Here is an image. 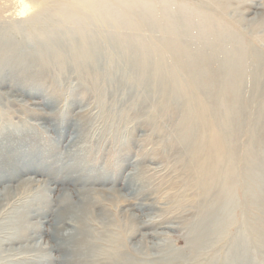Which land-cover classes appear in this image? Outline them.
I'll return each mask as SVG.
<instances>
[{"label":"bare ground","instance_id":"1","mask_svg":"<svg viewBox=\"0 0 264 264\" xmlns=\"http://www.w3.org/2000/svg\"><path fill=\"white\" fill-rule=\"evenodd\" d=\"M131 1H139L149 7L146 10L116 11L103 6L111 0H71L70 7H63L62 0H55V10L39 13L36 18L39 21L24 18L19 27L10 31L0 30V97L1 92L40 93L45 81L46 84L60 81L72 93L80 83L83 90L92 92L96 97L99 114L109 117L103 118L104 128L113 127L115 134L119 131L120 121L126 120L130 114L134 113L131 119H135L133 128L138 125L136 123L145 122L142 115L135 113L136 109L143 107L150 115L145 124L153 127L152 134L153 131L158 133L161 128L157 129L158 121L152 117L155 118L159 110L167 111V122L175 125L170 131L171 142L182 147L178 151L184 150L197 158L200 174L205 171L201 166H208L214 175L211 178L214 196L203 190L201 197L209 196L204 200L201 198L203 203L200 201L197 207L210 213L219 208L221 214L215 221L204 222V226L190 237L191 243L185 249L200 252L207 246L204 241L209 239L213 243L212 240L218 239L232 224L233 191L238 179H243L248 190L249 186V189L253 188L254 172L258 173L256 178L264 177V59H260L263 56L257 51L246 47L244 41L234 35L235 31L212 32L209 37L211 43L186 37L191 29L183 28L174 34L171 24L192 18L186 12L189 7L185 8L184 4L180 3V6L171 0L169 5L167 0H158V3L152 0ZM206 1L214 7L224 5L227 11L231 6L229 0H204L205 7ZM173 4H177V10L173 9ZM159 6L161 15L152 16L149 10L154 11L153 8ZM25 11L23 3L18 9V16H23ZM49 17L51 23L47 22ZM240 18L244 23V19ZM255 21L247 24L253 25ZM209 67L214 69L213 74ZM72 73L74 75L70 78ZM45 98L50 101L52 97ZM71 119L76 120L70 130L77 138V149L66 152L56 150L60 134L51 145H46L35 141V134L26 132L24 128L0 125L1 184L18 175L21 177L25 171L37 169H44L46 173L54 169L52 181L61 184V187L55 185L48 188L47 181L26 176L16 187L0 189V198L12 204L10 211L0 219V232L4 234L0 244L3 240L6 243L24 239L31 241V237H26L25 229L34 227L35 223H30L32 215L42 216L47 212L42 213L45 208L53 209L59 205L57 215L53 214V223L50 221L57 229L53 234L54 241L45 244L34 242L15 248L23 254L34 251V258L21 255L3 264H51V249H58L56 258L63 259V264H174L178 258L192 259L186 254L151 259L127 255L123 247L117 244L115 248L111 246L117 241L109 234L103 235L93 228L91 221L100 224L110 220H106L109 218L106 209H96L98 203L110 196L97 194L92 187H84L99 180L98 175L86 170L75 171L82 166L81 162H76L75 155L78 156L80 149L86 146L85 134L90 127L78 117ZM50 123L58 131L66 129L59 118ZM246 123L251 126L252 139L245 148L241 163L243 168H235L233 163L238 155L232 143L245 131ZM206 125L214 127L210 135L203 131ZM131 130L128 126L124 127L129 140L133 137ZM199 139L201 144L197 143ZM205 143L213 148L209 153L201 149ZM50 156L54 158L48 162ZM226 159L227 173L221 169ZM237 160L240 161L239 158ZM71 169L76 173L68 174ZM33 181L39 182L38 190L27 196ZM206 181L203 178L199 180L200 188L207 187ZM143 184L140 172L132 170L127 173L123 185L128 194H135ZM105 188L104 191H113L111 186ZM40 189L54 193L51 198L45 197ZM42 218L45 219L46 215ZM137 218L134 213L124 216L129 237L145 223ZM140 239L143 241L144 235ZM140 247L137 242L132 243L133 250L140 251ZM12 249L9 248L8 252ZM210 259L212 263L217 260L214 256ZM231 259L234 262L235 258ZM225 264H229V259Z\"/></svg>","mask_w":264,"mask_h":264},{"label":"rangeland","instance_id":"2","mask_svg":"<svg viewBox=\"0 0 264 264\" xmlns=\"http://www.w3.org/2000/svg\"><path fill=\"white\" fill-rule=\"evenodd\" d=\"M70 1L62 0L64 3L62 6L70 7ZM118 1L111 0V3H103V6L109 9L113 8L116 11L124 9L128 11L146 10L149 7L139 1ZM169 1L167 0L166 4ZM152 2L158 3V0H152ZM171 2H176L180 6L184 4L185 8L186 6L189 7L186 12L188 15H192L190 16L192 17L191 20H181L176 24H171L174 27L172 30L174 34L179 33L183 28L191 29L190 36L186 34L188 35L186 37L193 38L194 41L199 39L211 43L209 37L212 32L235 31L234 35L238 36L241 41L243 40L246 47L257 51L263 56L260 59H264V0H229L228 2L231 3V6L228 11L224 5L214 7V4H210L212 5L210 6L208 1L205 2L207 6L205 7L203 5L204 0H171ZM23 3H25L26 11L23 16H18V9ZM55 5V0H0V30L6 29L10 31L12 28L22 25L24 23L22 19L24 18L37 22L39 18L38 20L36 18L39 13H43L45 10L53 11L55 10ZM173 7V9L177 10V4H173ZM155 8H153L154 11L148 9L149 13L153 14L152 16L154 17L161 15L160 6ZM202 8H204L203 11H196ZM191 11L192 13H190ZM240 17L244 19V23ZM55 18L57 19V17ZM40 19L42 20V17ZM203 20L207 21V23ZM249 21H255V23L248 25ZM47 22L51 23L52 19L49 17ZM222 36L225 38V34ZM248 53L250 54L249 51ZM209 68L210 73L213 74L215 72L214 69L212 67ZM70 75V78H72L74 73ZM56 83L49 82L46 84L45 81L40 93L13 91L11 94H5L1 92L0 125L8 124L11 127L15 125L24 128L26 132L35 134V141L43 142L46 145H51L52 141H55L54 138L56 139L57 134H60L61 136L57 142L58 147L56 148L58 152L77 149V138L71 134V130L76 123V120L71 119L72 117L80 118L87 127H90L87 134H85L86 146L84 149H80L78 156L75 155L76 162H81L82 165L75 171L86 170L98 175L99 180L84 187H92L96 191L95 193H105V195L110 196L109 200H103L96 206V209H106L109 217L106 220H110L107 222L103 221L100 224L99 222L91 221V224L95 230H99L103 235L109 234L117 241L111 246L114 245V248L117 245L123 247L121 249L127 255L141 259L170 255L181 257L184 254L187 255L186 257L190 256L192 258L189 261L178 258L174 264H196L198 262V264H225L228 259L229 264H264V177L256 178L258 173L253 171L255 173H253L254 180L251 182L253 188L249 189V186L248 190L245 189L243 179L239 178L233 191L232 224L228 226L227 231L220 234L218 239H213L214 244L209 239L204 241L205 246L209 247L206 246L200 252H197L196 249L186 251L185 249L191 243L190 237L204 226V222L215 221L221 211L216 208L210 213L207 209L197 207L199 202H202L201 198L204 200L210 194L211 197L214 196L215 189L212 188L214 183L211 182V178L214 175L211 174V168L208 169V166L207 168L201 166L205 171L200 174L197 158L192 154H187L184 150L178 151L182 147L171 142L170 131L175 125L172 122H167V111L159 110L156 117H152L154 121H158L157 129L161 128L158 133L153 131L154 133L152 134L153 127L145 124L146 119L150 115L146 114L144 111L146 107H143L142 109L139 108L140 110L136 109L135 113L142 115L145 118V122L136 123L138 125L133 128L132 122L135 119H131H133L132 115L134 113L130 114L126 120L120 121L119 131L115 134L113 127L104 128L103 120L109 117L107 114L106 116L99 114L96 106V97L92 92L83 90L81 85H79L80 83H78L74 87V91L70 93V91L66 90L63 83L60 81ZM49 95L52 98L48 102L45 97ZM55 118L61 119L66 129L58 131L53 128L50 122L55 120ZM149 120L151 119L149 118ZM125 126L132 129L133 137L131 140L125 136ZM244 128L245 131L232 143L238 155L237 159H240L239 162H236L238 161L236 158L234 159L233 166L235 168H243L241 163L244 160L245 148L249 140L252 139L250 136V124L246 123ZM212 130H214V127L207 125L203 129L206 135L207 133L210 135ZM200 139L197 143L201 144ZM201 149L203 152L209 153V151H212L210 149L213 148L205 143V145H201ZM43 155L42 158L45 162ZM202 156L204 157V153ZM52 157L50 156L47 161L51 162L53 160ZM227 166L226 159L221 164L222 172H229ZM132 170L140 172L144 184L142 188L138 187L140 191L137 193L128 194L123 184L127 173ZM48 172L47 174L44 169L25 171L21 177L18 175L13 177L11 181H3L4 184L0 183V189L6 186L16 187L23 182L26 176H33L35 180L39 181H47L48 188L55 185L61 187L60 183L57 182L58 184H56L52 181L54 169H50ZM67 173L75 174L76 172L71 169ZM202 178L207 180L205 189L200 188L198 184ZM37 184L39 182L33 181L29 185L27 191L30 192H27V196L38 190ZM68 185L71 186L70 184ZM78 186L82 185L78 184ZM108 186H111L113 191L103 190ZM43 190L40 189L45 197L51 198L54 193ZM203 190L209 192V195L201 197ZM3 199V197L0 198V219L3 215H6L4 214L5 212L10 211L12 205H10L11 201ZM58 207L59 205L57 204L53 209L45 208L42 213L47 212L42 216L36 213L32 215L30 223L32 225L35 223L34 227L25 229L27 230L25 235L26 237H31V241H25L26 239H24L6 243L3 240L0 244V258L2 259H0V264L11 259L16 260L21 255V257L26 255L34 258L32 256L34 251L24 254L18 252L16 249L20 246L30 245L34 242L35 244H45L48 241H54L53 234L57 229L55 225H52V221L55 219L54 215H57ZM99 212L100 210H98ZM128 213L137 214L138 220L141 222L145 221L131 237H129L128 230L124 225V216ZM45 215L46 218H42ZM196 219H199L200 223L197 224ZM2 234L3 232H0V238L4 235ZM142 234L144 235L143 241L140 239L143 236ZM134 242L140 244V251L133 250L132 243ZM210 243L213 246H210L212 245ZM9 248L14 249L9 253ZM50 251L51 264L64 263L63 259L56 258L58 249H51ZM1 254H3V257ZM212 256H214L215 260L217 259L214 263L210 259ZM231 258H235L234 262ZM98 260H101V257H98Z\"/></svg>","mask_w":264,"mask_h":264}]
</instances>
